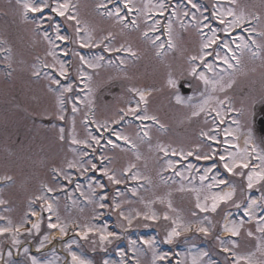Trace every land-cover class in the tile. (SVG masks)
Returning <instances> with one entry per match:
<instances>
[{"label": "rangeland", "instance_id": "1", "mask_svg": "<svg viewBox=\"0 0 264 264\" xmlns=\"http://www.w3.org/2000/svg\"><path fill=\"white\" fill-rule=\"evenodd\" d=\"M203 1L204 3L195 0L202 10L207 8L204 15L210 16L213 3ZM256 1L259 0H236L235 5H230L228 0H219L216 4L233 7L238 14L243 11L250 19L259 16L257 21L251 19L253 22L256 21L255 26L249 24L248 27L250 30L255 28V31L257 29L260 33H264V10L255 7L253 3ZM108 2L109 0H71V3L75 5L74 14L81 22L80 37L86 40L91 35L92 41L98 43L99 46L80 48L78 44H64L61 41H55L60 45V48L56 50L59 58L72 65L69 79L62 80V83H73L75 88L74 93L65 94L69 97L66 103V118L60 121L56 118L57 93L48 90L49 81L44 76V73L52 70L41 67L45 61L52 62V58L46 56L50 46L44 40L43 33L47 31L49 36L55 40L53 26L58 24L61 34L73 36L75 21H67L63 17L54 16V21L49 22L42 20L39 14L31 13L28 14V19H25L22 5L17 4L16 0H0V200L6 201L0 204V217H4L0 219L2 220L0 227L7 226L9 221L15 226L25 220L31 223L38 220L41 222L39 233L33 230L31 234H28L27 229L31 228L30 226L18 236L20 240L22 234L25 233L23 238L28 237L31 242L37 244H34V247L39 248L40 252H36L35 255L24 252L27 243L20 242L17 247L13 246L11 235L5 234L12 246V248L6 247L5 250L7 256L9 251L12 253L10 257H7V262L10 264L31 263L34 257L39 264H71L67 257L58 255L57 251H54L55 247L49 250L40 249L43 237L50 238L48 235L49 216L52 217V222H57L56 218L59 216V223L67 225V234L65 236L60 234L61 236L54 239L52 244L60 249L64 248L67 255L71 251L91 263L104 264L107 260L109 264H121V262L123 264H177L176 261L179 260L184 261V264H192L193 256L207 252L208 255L203 257L204 264H229L226 254L221 251V244L215 232L221 236L224 223H239L241 220L247 222L241 228V235L235 239L238 247L234 250L242 255L256 252L257 259H264L256 249L258 242H264V235L257 231L258 218L264 215V211L259 214V208L264 210V204L258 203L255 207L257 219L248 221L243 214L244 205L248 200L259 201L264 190L259 185L248 190L246 180L226 173L219 165L218 159L198 161L195 156L184 159L180 155L172 154L173 149L177 152L183 150L185 153L189 150L196 151L197 145L201 146V153L208 152L209 143L213 148H218L223 152V149L227 147L226 144L217 145L201 137L202 131L208 132L210 129L213 130L211 134L217 135L221 141L228 140L238 143L241 148L247 147L249 151L255 147L257 153L264 154V134L258 131L255 123L256 116L264 113V36L257 32L251 33V38L255 39L256 45H259L257 48L256 45L255 47L250 45L248 38L250 36L245 31L236 29L233 36H243L249 48L237 52L241 62L235 69H227V65L221 61L208 57L209 62L217 66L216 71L210 73L200 65L199 61H195L194 63L198 65V72L202 71L210 79L219 81L215 92H212L209 86V91L202 96L201 93L205 92L206 86L202 81L189 75L191 65L188 58L199 54L201 35L191 19V13L196 10L191 9L187 0H165L169 3V10L165 17L173 21L174 49L167 48L166 32V36L161 35V29L158 32L149 33L152 37H160L157 44L165 43L161 55L156 54L157 47L142 35L152 23V19H149L147 15L133 13V16L129 17L130 21L136 19L139 26L132 27L127 18L124 23L130 26L125 28L123 24L116 21L115 17L106 15L107 11H115L112 4H117L116 0L110 2L111 4ZM101 3H107L108 8H98L97 5ZM148 3L149 0H134L138 8ZM151 3H157V0H151ZM119 4H123V0H119ZM176 5H178L177 11L180 15L172 17L171 11ZM184 11L189 12L188 17L182 15ZM45 15L54 14L46 11ZM196 15L200 18L199 12H196ZM152 18L159 19L162 24L164 22L159 16ZM180 20H183L187 27L182 28ZM167 23L168 19L163 24V28ZM211 23L218 30L222 28L216 21H211ZM38 25L42 26L38 27ZM203 31L210 35L207 28ZM109 32L113 34L114 39L110 42L104 40L101 43L102 38ZM220 34L223 36V33ZM224 38L227 39V37ZM237 43L242 42L238 40ZM105 44H108L110 48H119L122 44L131 46L137 56L132 57L123 50L105 51ZM64 48L79 51L86 58L95 56L105 58L100 62L102 66L99 69H85L92 75L91 94H88L84 84L76 79V70L80 67L78 58L63 56L61 49ZM253 52L257 54L254 56ZM221 54L230 55L226 53V50H221ZM121 59L125 61L124 65L120 64ZM109 60L113 63L109 64ZM232 63L235 64V61ZM37 69L41 72L39 77L32 74ZM221 69H227V71H221ZM169 75L176 79L178 84L183 83L189 87L185 94L179 88V94L184 98L185 103H176L173 95L175 90L167 86ZM229 83L232 85L230 88ZM221 85L224 91H220ZM131 87L151 93L148 96V113L158 118L160 124L164 125L163 129L152 121L141 122L131 116L125 117L119 123H112L113 119L119 118L120 108L136 106L139 97L128 91ZM80 89L84 91L81 92ZM77 95L82 102L71 99ZM209 95L213 97L210 105L206 106V110L199 116H193V111H199V105ZM85 96L94 102L91 111ZM188 97L192 99L189 101ZM226 97L227 102L223 106H218L216 101L224 100ZM73 102H76L80 109L76 114L71 112ZM229 104L234 109L242 110V114L228 111ZM140 107L143 109L144 105L141 104ZM210 107H219L221 117H216L215 112H210ZM85 114L90 121L87 128L84 125ZM221 118L225 123H219ZM233 119L240 120L238 130V126L232 123ZM91 121L100 124L108 121V130L104 128L97 130V123ZM142 123L149 125L146 129L149 137H143V132L139 127ZM61 127L65 129L64 140L59 139ZM217 127L219 131H215ZM226 128H231L234 136L239 139L233 140L232 136H226L224 133ZM89 131L101 138L100 146L93 145L96 148L94 153L91 148L71 143L73 135L77 139H88ZM113 132L128 136L132 143L117 140ZM108 139L113 140L118 147L107 144ZM245 141L248 143L246 144ZM132 144H135V148ZM160 147L166 148L168 154L165 155L160 151ZM84 151L90 155L81 158L80 153ZM101 157H103L102 161ZM88 159H92L93 163L97 164V170L90 169L81 175L75 168H67V161L70 160L80 161L85 167L90 168L87 164ZM169 161L173 162L171 168L168 166ZM253 162L259 163V161ZM131 164H135L136 167L124 175L123 170ZM189 164L195 165L200 172L187 171ZM213 164L217 165L213 174H218L219 177L225 179L229 178L230 184L234 185L233 200L240 203L241 208L237 209L232 202L222 204L216 213H205L196 208L197 196L203 203L205 196L228 190L227 185L212 189L201 186L199 176L203 174L205 168ZM101 167L114 170L122 183L112 184L99 170ZM53 169H61L70 174L72 182L68 183L63 176L56 177ZM177 171L183 173V177L177 176L175 174ZM136 173L139 174V178L134 180L132 176ZM6 176H11L12 179H3ZM209 183L211 180L204 182L205 185ZM77 184L80 185L79 189L76 188ZM98 184H103L105 187L101 189L97 186ZM45 186L54 190L48 192ZM181 188L184 190L181 191ZM105 194L107 199L101 201L100 197ZM40 195L45 196L48 203L53 205L54 213L42 211L43 201L35 199ZM113 201L120 204L119 209H114ZM99 203H105L107 207L101 209L98 206ZM33 210H39L41 216L39 215L37 219L33 218L31 215ZM120 212L131 218L130 224L127 219L120 216ZM153 214L157 217L156 219H145L146 215L152 216ZM165 214L169 219H164ZM205 217L208 219L206 220ZM173 220L184 225H195L203 221L204 226L210 227V234L205 236L193 227L189 232L181 230V234L169 243L166 238L175 227ZM88 226L96 229L106 227L108 231L115 233V236L110 238L111 243L105 242L102 248L99 234L89 233L87 240L77 235ZM249 230L254 233L253 237L247 236ZM257 238L260 240L258 241ZM232 240H224L225 246L231 247ZM144 241H152L151 246ZM18 248L22 256L19 255ZM157 255H166V259L155 260L154 257ZM0 261L2 262V259Z\"/></svg>", "mask_w": 264, "mask_h": 264}, {"label": "snow or ice", "instance_id": "2", "mask_svg": "<svg viewBox=\"0 0 264 264\" xmlns=\"http://www.w3.org/2000/svg\"><path fill=\"white\" fill-rule=\"evenodd\" d=\"M109 2H113V0H109ZM17 4H21L23 8V16L25 19H28V14H39L40 18L42 20L46 21H54V16H59L65 18L67 21H75L74 25V35H64L61 34V29L58 24H55L54 26L50 24V26H53V30L55 32V40H53L47 31L43 33V38L46 40L49 44V49L46 52V56L52 58V62L48 63L47 61L43 62L41 64L42 68L51 69V72L44 73L45 78L49 81V91L50 92H56V118L60 121L65 120V111H66V103L69 100V97H66L65 94H71L75 92V88L73 83L63 84L62 80H68L69 74L71 70V63L66 62L65 60H62L59 58L57 54V49L60 48V45L57 44L55 41H61L64 44H78L80 48H92V47H98L99 44L92 41L91 35L87 37V39H83L80 37V33L82 31V28L80 27V20L77 18V15L74 14L75 5L71 3V0H16ZM117 6L115 8V11H107L106 15L109 17H115L116 21L120 24H123L125 28L129 27L130 25L132 27H138L136 19H132L130 21V25L128 23H124L127 18L133 14L137 13L138 15H147L149 19H152V23L148 26L147 30L142 33L143 37L150 40L153 46L157 47V55H161L162 51L165 48V43L157 44V41L160 39L159 36L152 37L149 35L150 32L155 33L160 31L161 27H164L161 24V21L159 19H153V16H159V17H165V14L169 10V3L165 2V0H157V3L153 4L151 3V0H149L148 4H145L142 8L136 7L134 4V0H123L122 8L119 6V0H116ZM228 3L230 5H235L236 0H228ZM187 4L191 6V9H195V12L191 13V19L195 22V27L197 31L201 35V44L199 48V54L198 55H192L190 56L189 63L191 65L189 69V75L202 81L205 87V92L201 93V95H205L209 91V86L211 88L212 92L216 91V85L219 84L218 80L210 79L204 72L200 71L198 72V65L195 64V61H199L200 65H202L205 69L208 70L210 73H214L216 71V65L214 63L209 62L208 57H214V60L221 61L224 65H227V69H235L240 64V57L237 55V52H242L243 49L249 48V44L247 42H244L243 36H233V33L236 31V29H242L245 32H255V28H252L251 30L247 27H245L246 24L251 23V19L259 20V16H254L251 19L247 17L243 11H241L239 14L234 10L233 7H223L218 6V4L212 5V12L210 13V16L204 15V12L207 11V8L201 9L200 5L195 2V0H187ZM98 8L107 9L108 4L107 3H101L97 5ZM178 5L174 6L171 11L172 17H179L180 13L177 11ZM49 12L54 15H45V13ZM124 13L123 15L121 13ZM196 12L200 13V18L197 17ZM184 17L189 16L188 11H184L182 13ZM167 18V17H166ZM211 21H216L219 23V25L222 26L221 29L214 28L212 26ZM147 22V21H146ZM42 25H38V27H41ZM180 26L182 28L187 27L183 23V20H180ZM173 21L172 19L168 18V23L165 27V32L167 33V41L166 45L169 50H172L175 48V44L173 42ZM204 28H207L210 32V35L208 33H205L203 31ZM220 33H223V36H221ZM259 35L264 36V33H260ZM224 37H227L225 39ZM114 39L113 34L111 32L108 33L107 36L103 37L100 41L101 43L104 40L111 41ZM251 39V44L256 45L255 39H252L251 36L249 37ZM241 41L242 43H237V41ZM235 44V49H233L232 45ZM259 47V45H256ZM105 51H116L119 52L121 50L126 51L130 54L132 57H136L137 53L132 49L131 46H125L120 45L119 48H110L108 44L104 45ZM221 50H226V53L229 54H221ZM61 52L63 56H73L78 58L80 67L76 70L77 76L76 79L84 84V88L87 89L88 94H91L92 88L90 86V82L92 80V75L89 74V72L85 71V69H92L96 70L99 69L101 65V61H103L105 58L103 56H95L91 58H86L84 55H81L79 51H76L71 48H64L61 49ZM257 53L253 52V55L255 56ZM232 61H235V64L232 63ZM109 64H112L113 62L111 60L108 61ZM120 64L124 65L125 61L120 60ZM227 69H221V71H227ZM11 73H9L10 75ZM33 76L39 77L41 75L40 70H34ZM59 77V78H57ZM222 79V77H221ZM55 85L56 87L53 88L52 86ZM167 86L170 89L175 90L173 95L174 99L177 104L185 103L186 101L184 98L179 94V88L180 85L178 84L177 80L172 78L171 75H169V78L167 80ZM232 85L231 83L228 84V87L230 88ZM81 92L84 91V89H80ZM129 92L135 93L139 100L136 103L135 107L128 106L127 108H120L119 109V118L113 119L112 123L116 124L120 121L124 120L125 117L131 116L135 120L138 121H152L156 124H159L160 128L163 129L164 125L160 124L158 118L155 115H150L148 113L147 105L149 103L148 96L151 94L150 92L146 93L145 91L131 87L128 89ZM220 91H224L223 85L220 87ZM71 99L75 100L76 102H82L80 101L79 95L72 97ZM85 99L88 101L89 110L91 111L93 106V101L88 98V96H85ZM192 98L188 97V100L190 101ZM213 99L211 95L208 96L207 99H204L202 104L199 105V111H193V116H199L201 112H204L206 110V106L210 105V101ZM227 97L224 100H217L216 103L218 106H223L227 102ZM73 102L71 107V112L73 114H76L80 111V109L77 107V103ZM141 104L144 105V108L141 109ZM210 112H215L216 117H221V111L219 110V107H210ZM228 111H236L238 114H242V110L234 109L229 104ZM92 123H97V130L100 128H104L106 131L108 130V121H105L103 124H100L96 121H91ZM215 122V120H214ZM75 123V119L73 116V125ZM90 121L88 120L87 114H85L84 118V125L87 128ZM220 124L225 123L224 119L221 118L219 121ZM233 124H236L238 126L237 130L240 126V120L233 119ZM141 131L143 132V137H149V132L146 130L149 125L147 124H141L140 126ZM64 131L65 129L61 127L59 129V139L64 140ZM212 129H210L208 132H201V137H203L206 141H213L217 145L220 144H226L227 147L223 149V152H221L218 148H213L212 144H208L207 147L209 149L208 152H200V145L196 146V151H187L186 153L181 150L180 152H177L175 149L172 150L173 155H180L182 158L186 159L190 156H195L196 160H215L218 159L219 165L223 167L224 171L228 173L231 176H238L242 177L246 180V187L248 190L253 189L255 186L259 185L262 190H264V154L257 153V150L255 147H252L251 151L247 147L241 148L238 143H233L228 140L221 141L218 139L217 135H213ZM215 131H219V128L215 129ZM224 133L226 136H232L233 140H238L239 137L234 136L233 130L231 128L224 129ZM113 135H115L117 140H124L126 143H132L128 136L122 135L119 132H113ZM100 140L101 138H98L97 136L93 135L90 131L88 132V139H77L75 135L71 138V143L75 145H84L85 148H91L92 152H96V148L93 147V145L100 146ZM247 144L248 141H245ZM107 144L112 145L113 147H118L117 144L113 142V140L108 139ZM132 147L135 148V144H132ZM234 149V150H229ZM75 151V149H74ZM160 151L164 152L165 155L168 154V150L164 147H160ZM255 154V155H253ZM90 154L86 151L80 153L81 158L88 157ZM137 159H139V155H137ZM103 160V157H101V161ZM253 161H259V163H254ZM87 164L90 166L85 167L84 163L80 161H67V168L73 169L75 168L78 172L83 175L84 173H87L90 169L92 171L97 170V164L93 163L92 159L87 160ZM168 166L171 168L173 167V162L169 161ZM135 164L129 165L128 168H125L123 170V174L126 175L128 172H130L133 168H135ZM217 167L216 164H213L211 167L205 168L203 171V174L199 176V180L202 187H206L207 189L212 188H219L222 185H227L228 190L227 191H220L216 193H212L211 195L205 196L203 203L200 201V197L197 196V202H196V208L199 209L201 212L205 213H216L217 209L220 208L222 204H228L229 202H232L233 206L237 209L241 208L242 205L240 203H237L233 200V197L235 195V187L234 185L230 184L228 179L219 177L218 174H213L215 168ZM103 175H105L108 180L115 185H119L122 183V180L116 175V172L114 170H110L107 167H101L99 169ZM195 170L197 173L200 172L199 168H196L195 165L189 164L187 166V171ZM247 170V171H245ZM111 171V174H109ZM53 172L55 173L56 177L63 176V179L67 180L68 183L72 182V177L70 174L63 172L61 169H53ZM177 176H182L183 173L177 171L175 173ZM212 174V175H210ZM139 174H133L132 179H138ZM5 180H11V176L3 177ZM194 179V177L192 178ZM207 180H211V183L205 185L204 182ZM191 182V180H190ZM99 188L103 189L105 185L98 184ZM48 192H52L54 189L45 186ZM91 184L89 185V188L91 189ZM76 188L79 189L80 185L77 184ZM184 189L181 188V191ZM195 190V189H193ZM94 191V190H93ZM133 193L135 194V190L133 189ZM83 195V193H81ZM36 200L43 201L41 204L42 211H46L49 213H54L53 205L51 203H48L47 198L43 195L37 196L35 198ZM107 195L100 197V200H106ZM6 201L0 200V204H4ZM258 203L264 204V191H262V194L260 196V200L257 201L255 199H251L246 205H244V216L248 218V221H251L253 219H257L255 215V207L258 205ZM46 205V207H45ZM99 208L103 209L107 207L105 203H99ZM113 207L114 209H119L120 204L113 201ZM169 207H171V204H169ZM32 216H37L38 213L36 211H31ZM139 215V214H138ZM195 215V213H193ZM120 216L123 219H127L129 224L131 223V218L124 215L123 212H120ZM157 217L155 214L152 216H145V219H156ZM0 219H4V217H0ZM57 222H52V217H48V228L50 229H58L59 232L62 235L67 234V225L59 223V216H57ZM164 219H169L168 215H164ZM207 220L208 218L205 217ZM247 221L241 220L239 223L237 222H226L223 224L222 228L223 231L226 233H229L231 237H239L241 235V228ZM24 223H28L27 220H25L23 223H21L18 226H13L11 221L8 222V225L5 227H0V236H3L5 234L11 235V243L13 246L18 245L20 243V240L18 239V236L21 234L20 230L24 227ZM172 223L175 225V227L172 228V230L168 233V236L166 238L167 242L171 243L172 239L174 237H178L181 234V230L183 232H189L192 231L193 227H195L197 232L203 233L205 236L210 234V227L204 226L203 221L193 225V224H181L178 223L177 220H173ZM209 225H211V221H209ZM41 227V222L38 220L35 223L31 224V228L27 229L28 234H31L33 230H35L37 233H39ZM79 227V225H77ZM257 231L264 235V215H261L258 218V227ZM89 233L93 234H99V242L100 246L103 248L105 242L111 243L112 237L115 236V233L110 232L107 230V228L103 229H96L93 226H88L86 229L82 232H78L77 235L81 236L82 239L87 240L89 237ZM254 233L249 230L247 231L248 237H253ZM217 239L220 241L221 244V251L230 254L231 264H264V259H257L256 252H250L247 255H242L235 251L238 247V244L235 240L231 241V247L225 246V241L220 239L219 236H217ZM258 241L260 238H257ZM49 237L44 236L43 240L40 242V247L44 246V241H48ZM95 243V241H94ZM144 243L151 246L152 241H144ZM257 252L260 253L262 257H264V242H258L256 246ZM39 250V248L37 249ZM24 252L27 253L28 249L25 248ZM12 255L11 251L8 252V256L10 257ZM69 255L71 256V264H91L90 261L78 256L74 252H69ZM207 252H202L198 256L192 257V264H204L203 257L207 256ZM0 257H2V254H0ZM155 260H165L166 255H157L154 257ZM31 264H39V262L33 257ZM104 264H109V261L105 260ZM123 264V262H121ZM177 264H184V261H177Z\"/></svg>", "mask_w": 264, "mask_h": 264}, {"label": "water", "instance_id": "3", "mask_svg": "<svg viewBox=\"0 0 264 264\" xmlns=\"http://www.w3.org/2000/svg\"><path fill=\"white\" fill-rule=\"evenodd\" d=\"M180 88L182 92H188L189 88L184 86L183 84H180ZM257 125H258V129L259 131L264 134V117L263 116H259L256 120ZM97 264V263H95Z\"/></svg>", "mask_w": 264, "mask_h": 264}, {"label": "flooded vegetation", "instance_id": "4", "mask_svg": "<svg viewBox=\"0 0 264 264\" xmlns=\"http://www.w3.org/2000/svg\"><path fill=\"white\" fill-rule=\"evenodd\" d=\"M253 4H255L256 6V8L257 9H262V10H264V0H259V1H256L255 3H253ZM258 32H260L259 30H257ZM25 235V234H24ZM1 237L2 236H0V239H1ZM35 241H37V239L35 240ZM34 241V242H35ZM33 244H35V245H37L36 243H33ZM63 254H65V251H63Z\"/></svg>", "mask_w": 264, "mask_h": 264}, {"label": "bare ground", "instance_id": "5", "mask_svg": "<svg viewBox=\"0 0 264 264\" xmlns=\"http://www.w3.org/2000/svg\"><path fill=\"white\" fill-rule=\"evenodd\" d=\"M250 200H248V202H249ZM247 202V203H248ZM60 232H59V230L58 229H54L52 232H51V234H50V237H53V236H55V235H58ZM223 234H226V232H223Z\"/></svg>", "mask_w": 264, "mask_h": 264}]
</instances>
